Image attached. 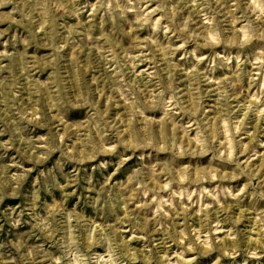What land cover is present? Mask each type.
Here are the masks:
<instances>
[{
    "label": "rangeland",
    "instance_id": "1",
    "mask_svg": "<svg viewBox=\"0 0 264 264\" xmlns=\"http://www.w3.org/2000/svg\"><path fill=\"white\" fill-rule=\"evenodd\" d=\"M0 264H264V0H0Z\"/></svg>",
    "mask_w": 264,
    "mask_h": 264
}]
</instances>
